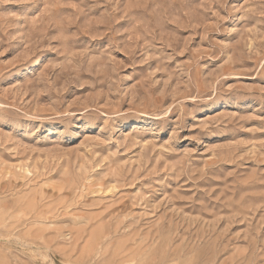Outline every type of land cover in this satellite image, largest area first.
<instances>
[{
  "label": "rangeland",
  "instance_id": "obj_1",
  "mask_svg": "<svg viewBox=\"0 0 264 264\" xmlns=\"http://www.w3.org/2000/svg\"><path fill=\"white\" fill-rule=\"evenodd\" d=\"M158 263L264 264V0H0V264Z\"/></svg>",
  "mask_w": 264,
  "mask_h": 264
},
{
  "label": "bare ground",
  "instance_id": "obj_2",
  "mask_svg": "<svg viewBox=\"0 0 264 264\" xmlns=\"http://www.w3.org/2000/svg\"><path fill=\"white\" fill-rule=\"evenodd\" d=\"M162 261V260H161ZM161 263H163V262H161ZM159 264V263H158Z\"/></svg>",
  "mask_w": 264,
  "mask_h": 264
}]
</instances>
